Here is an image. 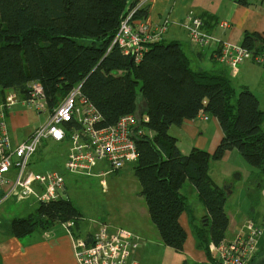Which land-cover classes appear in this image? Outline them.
Listing matches in <instances>:
<instances>
[{
	"label": "trees",
	"instance_id": "trees-1",
	"mask_svg": "<svg viewBox=\"0 0 264 264\" xmlns=\"http://www.w3.org/2000/svg\"><path fill=\"white\" fill-rule=\"evenodd\" d=\"M136 5H128V0H0V88L26 97L28 84L40 82L52 112L81 84L82 94L101 113L102 126L114 125L128 114L147 115L149 122L141 120L136 127L138 158L133 171L164 244L184 250L187 233L180 217L189 205L181 190L189 182L207 209L205 222L218 245L229 225L228 192L210 177L211 160L238 151L262 170L252 176L262 189L264 111L248 88L237 94L222 73L193 70L177 42L151 44L140 63L112 46L122 21ZM143 12L138 10L136 17ZM84 38L93 42L78 41ZM242 47L264 58L263 36L246 35ZM201 113L218 120L222 139L214 154L199 148L184 154L169 130ZM144 128L154 136L137 134ZM83 220L74 203L62 197L39 203L27 218H14L11 228L22 238L56 222H73L79 228Z\"/></svg>",
	"mask_w": 264,
	"mask_h": 264
},
{
	"label": "crops",
	"instance_id": "crops-1",
	"mask_svg": "<svg viewBox=\"0 0 264 264\" xmlns=\"http://www.w3.org/2000/svg\"><path fill=\"white\" fill-rule=\"evenodd\" d=\"M243 1L245 3L240 2V0H128V5L131 3L141 5V10L144 12L141 16H138V19L142 21L150 24H160L168 21L169 26L163 35V41L166 43H179L193 70L222 73L231 81L237 94L243 88H248L259 99L260 93L250 87L247 80L244 79L247 72L249 73L253 69V63L257 62L256 56L251 54L244 59L238 68V73L235 74L228 63L215 60L212 57L211 50L194 46L184 28V25L191 18L198 17L203 20L206 31L233 45H242L246 35L264 37V0ZM222 22H228L229 26L223 28ZM262 63L264 64V62ZM262 71L264 77V70ZM3 101L4 98L0 101V105ZM143 106V101H141L140 108ZM39 115L24 103V97L18 95V102L8 112L6 118L8 132L14 144L26 141L40 126L38 125L40 122ZM137 115L140 117L141 113L138 112ZM143 131L151 137L154 136L153 131L145 128ZM169 133L177 139V145L184 154H188L193 148H199L214 154L223 136L218 120L211 115H205L204 119L197 117L194 120H184L181 125L172 126ZM55 147L59 151L63 147H68L66 163L70 154V144L55 142ZM239 155L238 151L233 150L226 152L220 160H211L210 177L214 180L212 173L214 165L228 163L232 160L237 162L239 161ZM135 162L133 161L131 164L134 165ZM240 166H243L241 161ZM47 172H59L65 177L60 169ZM261 173L262 170L260 168L252 167L246 177L237 175V179L241 181L242 186V188L239 186L238 192H240V195L243 192H255L258 185L257 180L251 183L253 187L249 189L247 183L243 185V181H252V176ZM221 175L226 180L224 185L230 191L228 199L230 196L231 199L235 192L234 183L230 181L232 175L227 172H221ZM214 182L220 188H223L215 180ZM190 191L188 193H192L196 198V202L193 205L189 203L187 192H182L189 205V208L180 217V223L187 233L184 250L177 252L164 244L159 229L151 219L146 200L143 197L145 204L143 202L140 203L134 222H121L120 226L122 227H119L129 230L139 238L138 247L132 254L128 264H132L131 261L133 260L139 264H218L213 253L215 244L211 239L210 224L205 222L207 209L194 186H192ZM262 191L261 193L264 192ZM62 195V197L72 201L67 190V183ZM10 199L5 198L4 193L0 192V204L8 202ZM19 203L29 212L34 210V213L39 204L35 199H28ZM74 205L84 216L79 228L74 225L70 229L67 223L56 222L50 229H38L31 235L17 238L12 233V222L5 226L4 231L0 233V264H76L72 234L74 237H82L89 240L102 223L88 222L81 207L77 206L76 203ZM246 211H248L247 208L243 212L240 210L239 214L226 212L229 218V225L224 240L235 239L243 230L247 221H253L258 225L259 222L264 223V212L256 210ZM246 213L247 215L243 217V214ZM110 229L114 230L117 228L110 226ZM262 249L264 251V236L260 240L259 252ZM258 256H260L259 253Z\"/></svg>",
	"mask_w": 264,
	"mask_h": 264
},
{
	"label": "built area",
	"instance_id": "built-area-1",
	"mask_svg": "<svg viewBox=\"0 0 264 264\" xmlns=\"http://www.w3.org/2000/svg\"><path fill=\"white\" fill-rule=\"evenodd\" d=\"M141 9L137 4L130 9L113 40L123 54L140 63L151 44L163 40L168 30V21L150 24L136 17ZM223 28L228 22L221 23ZM185 30L194 46L211 50L212 57L228 63L233 72L252 53L213 36L204 29V22L198 17L191 18ZM256 61L264 62L262 56ZM18 102V94L9 91L0 105V192L5 198L14 197L18 201L35 199L38 203H48L62 198L65 191V177L59 172L40 173L31 168V160L43 141L68 143L71 146L65 169L72 174L91 176L93 170L105 163L111 172L123 169L128 162L136 161L138 151L134 136L136 127L142 120L136 114H128L111 126H102V115L96 106L82 94L81 84L71 90L65 99L51 112L48 100L40 82L28 84L24 103L36 113L48 112L47 122L38 127L24 142L14 144L8 132L7 115ZM201 118H205L203 113ZM71 123V124H69ZM141 129L137 134L142 135ZM107 172L99 175L105 177ZM106 186V181H102ZM68 228L74 226L67 223ZM264 236V228L253 221H247L243 230L233 240H223L213 247L218 264H254L259 253V244ZM73 246L76 264H128L138 247L139 238L123 228L110 229L102 224L89 240L74 237ZM132 264H139L131 261Z\"/></svg>",
	"mask_w": 264,
	"mask_h": 264
},
{
	"label": "rangeland",
	"instance_id": "rangeland-1",
	"mask_svg": "<svg viewBox=\"0 0 264 264\" xmlns=\"http://www.w3.org/2000/svg\"><path fill=\"white\" fill-rule=\"evenodd\" d=\"M78 41L88 45L93 42L90 38L78 39ZM256 63H253V69L249 73L247 72L244 79L247 80L250 87H253L255 91L257 90L258 93H260V106L264 111V77L262 75L264 64ZM240 66L241 63L238 68ZM7 93V91H3L0 88V101L3 100ZM61 102L62 99H60L59 104ZM38 114H40V122L38 125L41 126L47 122L49 113L44 112ZM262 127L264 128V123ZM67 150L68 147H63L59 151L55 147V142L45 140L42 142L37 153L31 160V165L33 164L31 168L35 172L43 173L60 169L66 177L69 197L77 206L81 207L88 222L92 223L93 221L95 223L107 224L108 226H114L116 228L122 227L120 226L121 222H134L140 203H145L143 197L140 196L141 186L139 180L134 175L131 162H128L123 169L111 173H109V171H111L109 166L102 163L93 170L91 176L72 174L65 169ZM240 161L243 166H240ZM218 164L214 165V168H212L214 180L219 183L221 187L225 188L226 186L224 185V182L226 180L224 179V176L221 175V172L231 173L232 177L230 181L233 182L235 186L233 197L230 199V196V200L228 199L227 201L226 212L229 214H239L240 210L243 212L247 208L248 211L246 212L256 210L263 213L264 190L262 191V189L264 187L262 189L257 188L253 193L243 192L242 195H240V192H238L239 186H241V181L237 179V175H244L246 177L253 166H251L242 155H239V161L237 162L232 160L228 163ZM102 171L107 172L105 177L99 175ZM103 180L106 181V186L102 185ZM254 181L255 180L247 182L243 181V185L247 183L249 189L253 187V184L251 185V183ZM191 188L192 185L187 182L181 191L187 192L189 203L193 205L194 202H196V198L192 193H188L191 192ZM261 191L263 193H261ZM260 194L262 195L260 196ZM10 198L11 199L8 202L0 204V233L4 231L5 226H8L14 218H27L31 215L30 213H34V210L29 212L26 208H23V205L19 203L22 201H18L14 197ZM246 215L247 213L243 214V217ZM259 225L264 228V223L259 222ZM263 253L264 251L262 249L260 250L259 255H262Z\"/></svg>",
	"mask_w": 264,
	"mask_h": 264
},
{
	"label": "water",
	"instance_id": "water-1",
	"mask_svg": "<svg viewBox=\"0 0 264 264\" xmlns=\"http://www.w3.org/2000/svg\"><path fill=\"white\" fill-rule=\"evenodd\" d=\"M133 59V58H132ZM228 193L230 192L229 190H228V187H225L224 188ZM230 194V193H229ZM254 264H264V253L262 254V255H260V256H258L257 257V259H256V261H255V263Z\"/></svg>",
	"mask_w": 264,
	"mask_h": 264
}]
</instances>
